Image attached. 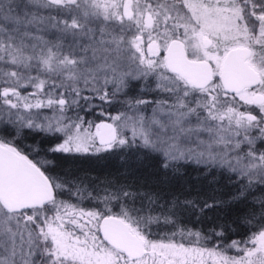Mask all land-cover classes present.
Returning <instances> with one entry per match:
<instances>
[{
  "label": "snow or ice",
  "instance_id": "1",
  "mask_svg": "<svg viewBox=\"0 0 264 264\" xmlns=\"http://www.w3.org/2000/svg\"><path fill=\"white\" fill-rule=\"evenodd\" d=\"M0 264H264V0H0Z\"/></svg>",
  "mask_w": 264,
  "mask_h": 264
},
{
  "label": "trees",
  "instance_id": "2",
  "mask_svg": "<svg viewBox=\"0 0 264 264\" xmlns=\"http://www.w3.org/2000/svg\"><path fill=\"white\" fill-rule=\"evenodd\" d=\"M118 110V106L116 108H112L111 111L115 113ZM88 119H96V116L94 114H91L87 117ZM115 162H113L114 167ZM84 167H89L88 163H85L83 165ZM154 171V162L152 161H146L145 165L141 167V173L144 175H147L150 172ZM194 176L195 173H192ZM211 179V177H209ZM226 181H222L221 184L215 185L217 188H221L223 192H230V188L223 187L224 184H226ZM206 191H210V189H205ZM226 198V197H225ZM209 215H212V213H209ZM223 215V213H221ZM237 217L236 213H233L230 217L227 218V222L231 224L232 220H235ZM233 228H236L237 231L235 233H229L228 234V240L227 242H230L232 239H240L245 238L248 235L247 229L245 227L239 226V225H233ZM229 254H234V252H230Z\"/></svg>",
  "mask_w": 264,
  "mask_h": 264
}]
</instances>
